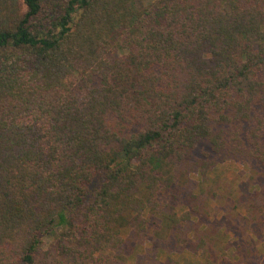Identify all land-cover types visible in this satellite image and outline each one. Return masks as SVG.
Masks as SVG:
<instances>
[{"label":"trees","instance_id":"trees-1","mask_svg":"<svg viewBox=\"0 0 264 264\" xmlns=\"http://www.w3.org/2000/svg\"><path fill=\"white\" fill-rule=\"evenodd\" d=\"M226 162L264 176V0H0V264H264V183L235 261L209 220Z\"/></svg>","mask_w":264,"mask_h":264},{"label":"rangeland","instance_id":"rangeland-1","mask_svg":"<svg viewBox=\"0 0 264 264\" xmlns=\"http://www.w3.org/2000/svg\"><path fill=\"white\" fill-rule=\"evenodd\" d=\"M256 172L255 168L251 169L247 165H240L234 162L219 163L207 173L208 180L202 183L204 189H208V193L210 190H216L220 193V202L210 203L213 209L209 210L211 212L209 220H211L214 227L221 226L220 231H222L224 236L223 242L228 246L225 254L233 261L237 259V257L233 256V242L236 237L231 228L235 220L233 208L236 204L234 203L241 193H244L247 201H249L253 189L258 188L257 184L252 185L253 182L264 183V176L260 177L261 175H259L258 177L249 178L251 175L257 174ZM189 184L197 192L200 185V176L198 174H191ZM223 207L225 208V212H223ZM246 209V207H237V212L239 215H244L249 219L250 217L247 214L249 210ZM255 215L257 217L256 220L249 223L252 228L254 227L253 223L257 225L261 218L260 211L255 210ZM263 226L259 225L257 230H263ZM129 232L130 229L128 228L122 229L123 236L129 235ZM257 246L259 247V244ZM140 261H142L141 263L147 262L148 264H199L201 258L189 250L174 245L170 242L169 238L158 239L153 236L151 240L145 241L136 247L128 256L126 264L139 263Z\"/></svg>","mask_w":264,"mask_h":264}]
</instances>
